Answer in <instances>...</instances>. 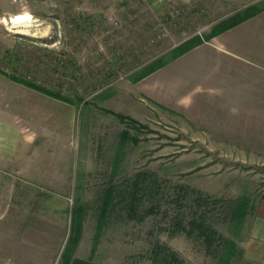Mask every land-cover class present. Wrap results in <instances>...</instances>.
Segmentation results:
<instances>
[{
  "label": "rangeland",
  "instance_id": "rangeland-1",
  "mask_svg": "<svg viewBox=\"0 0 264 264\" xmlns=\"http://www.w3.org/2000/svg\"><path fill=\"white\" fill-rule=\"evenodd\" d=\"M251 5L264 0H0V126L22 135L15 158L0 160V264H62L74 232L82 256L108 264H220L223 242L210 250L197 220L218 242L244 240L264 197V131L238 142L233 116L162 109L130 83ZM19 13L32 18L3 21ZM142 173L159 185L141 181L133 200ZM112 186L120 192L100 224ZM244 198L246 215H233Z\"/></svg>",
  "mask_w": 264,
  "mask_h": 264
},
{
  "label": "crops",
  "instance_id": "crops-1",
  "mask_svg": "<svg viewBox=\"0 0 264 264\" xmlns=\"http://www.w3.org/2000/svg\"><path fill=\"white\" fill-rule=\"evenodd\" d=\"M130 84L162 109L233 116L238 142L243 132L264 131V9ZM21 139L17 129L0 126V160H13ZM253 211L247 236L235 241L234 264H264V197ZM81 246L72 248L69 264H108L82 256Z\"/></svg>",
  "mask_w": 264,
  "mask_h": 264
},
{
  "label": "trees",
  "instance_id": "trees-1",
  "mask_svg": "<svg viewBox=\"0 0 264 264\" xmlns=\"http://www.w3.org/2000/svg\"><path fill=\"white\" fill-rule=\"evenodd\" d=\"M262 9H264V5L263 6H258V5H251L249 7H247L245 10L243 11H239L237 13H235L234 15L222 20L221 22H219L218 24H216L213 29H212V33L207 35V39L204 38L202 39L201 37H199L198 35H196L195 37H191L189 39H187L186 41H183L182 43L178 44L177 46H175L172 49V52L168 55V56H162L157 58L155 61L148 63V65H146V68L143 69L140 74H138V76L135 78V80H140L142 78H144L145 76H147L148 74H151L152 72L158 70L159 68H161L162 66L166 65L168 62H170L171 60H174L176 58H178L179 56H181L182 54L188 52L189 50H191L192 48L198 46L199 44L203 43L205 40H210L213 36L228 30L230 28H232L233 26L239 24L240 22L256 15L258 12H260ZM13 79L15 80H19L23 83H25L26 85L33 87L39 91L44 92L45 94H48L49 96L64 100V101H69V102H74L73 99L62 95L61 93L48 89L47 87H43L41 85H38L32 81H29L27 79H19L17 77H13ZM81 99V98H80ZM79 99V100H80ZM123 138H127V134L125 132H123ZM146 176L145 173L139 174L133 181L131 184V188H130V192L129 194L133 197L132 199L135 200L136 195H137V190H140V185H141V181L145 182L144 185L146 187V189L151 188V186H153L152 188L158 186V180H153V181H144V179H142ZM154 184V185H153ZM150 186V187H149ZM157 189V188H155ZM116 190L117 192H120V190L117 189L116 186H112L109 188L108 193L106 194L105 198H104V204H103V209H102V213L100 215V224L103 222L104 218L107 216V211L109 210L110 205H115L113 204V198L114 195H116ZM249 198H244V200L242 202H239L236 204V207L233 210V215H237V216H245L247 213V206L249 205L248 202ZM133 201L129 202V206H134L132 205ZM151 210H153V208H151ZM148 212H150V210H147ZM83 213H84V207L82 204H77L73 209H72V225L71 228L72 230L74 229L76 232L81 230L82 228V222H83ZM192 226L193 227H197L199 229L198 234L200 237L203 238L204 242L207 244V247L211 250V249H215L217 245H219V243L222 244V248H223V252L222 255L220 256V264H232L233 262V256L235 254V252L238 250L237 249V245L235 243V241L233 239H228V238H224L223 240H220L219 242L216 239V231L214 229H212L209 225H207L203 220H197V221H192ZM180 226V224H179ZM99 227V226H98ZM78 239H79V233H72L70 235V237L67 239V242L65 244L64 250L62 252L61 257L63 258V263L62 264H66L65 261L68 260L67 256V252L70 251V246L71 244L77 245L78 243ZM73 241V243H72ZM161 246L157 245L156 248L154 249V253L156 254L157 252H159L161 250ZM165 256H167V254H165ZM66 258V260H65ZM167 260V258H166ZM177 256L175 255V253H171V257L169 258L168 262L170 261H177ZM68 262V261H67ZM70 261L67 263L69 264ZM77 263V260H74L72 262V264Z\"/></svg>",
  "mask_w": 264,
  "mask_h": 264
},
{
  "label": "bare ground",
  "instance_id": "bare-ground-1",
  "mask_svg": "<svg viewBox=\"0 0 264 264\" xmlns=\"http://www.w3.org/2000/svg\"><path fill=\"white\" fill-rule=\"evenodd\" d=\"M32 16H30V14H22V13H19V14H15L9 18H7V21L3 19V21H5V24L8 22H12V23H19V22H22V21H27L29 19H31Z\"/></svg>",
  "mask_w": 264,
  "mask_h": 264
}]
</instances>
